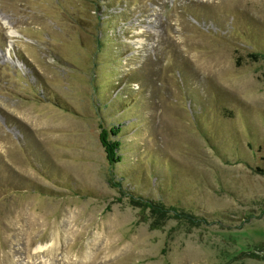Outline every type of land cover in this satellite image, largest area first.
<instances>
[{
    "label": "rangeland",
    "instance_id": "rangeland-1",
    "mask_svg": "<svg viewBox=\"0 0 264 264\" xmlns=\"http://www.w3.org/2000/svg\"><path fill=\"white\" fill-rule=\"evenodd\" d=\"M0 264H264V0H0Z\"/></svg>",
    "mask_w": 264,
    "mask_h": 264
},
{
    "label": "trees",
    "instance_id": "trees-1",
    "mask_svg": "<svg viewBox=\"0 0 264 264\" xmlns=\"http://www.w3.org/2000/svg\"><path fill=\"white\" fill-rule=\"evenodd\" d=\"M117 135H118L117 129H114V128L110 130H106L102 128V131L100 133V142L102 144V147L104 148L106 159L108 163L110 164V166H115L122 161V158L119 154L120 153V143L118 141H114L111 139V136H117ZM148 204L152 207H155L158 211H160V214H163V215H166L167 214L166 212H169V211L176 215H182V216L190 215L184 212H177L174 209L166 207V205H164L160 201L148 200ZM164 210H167V211L163 212Z\"/></svg>",
    "mask_w": 264,
    "mask_h": 264
},
{
    "label": "bare ground",
    "instance_id": "bare-ground-1",
    "mask_svg": "<svg viewBox=\"0 0 264 264\" xmlns=\"http://www.w3.org/2000/svg\"><path fill=\"white\" fill-rule=\"evenodd\" d=\"M37 250L38 251H43L44 249H43V247H38Z\"/></svg>",
    "mask_w": 264,
    "mask_h": 264
}]
</instances>
